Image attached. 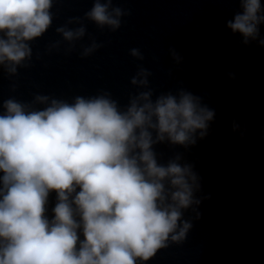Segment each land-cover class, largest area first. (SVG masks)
I'll return each instance as SVG.
<instances>
[{"label":"clouds","instance_id":"clouds-1","mask_svg":"<svg viewBox=\"0 0 264 264\" xmlns=\"http://www.w3.org/2000/svg\"><path fill=\"white\" fill-rule=\"evenodd\" d=\"M56 2L0 0V68L9 77L31 67V42L52 27ZM239 4L242 11L227 27L245 45L264 46L261 0ZM129 15L114 0H92L83 17L56 27L61 40L47 51L66 44L70 54L87 36L79 54L89 57L104 44L88 33L86 21L116 32ZM129 54L145 59L139 48ZM169 54L177 63L182 59L175 49ZM152 75L137 65L130 79L137 91L123 107L106 90L71 102L35 94L31 101L0 103V264H147L160 250L183 244L193 226L184 212L191 209L199 219L198 206L210 196H196L201 177L194 165L181 162L182 153L160 163L154 146H194L216 113L184 88L153 99Z\"/></svg>","mask_w":264,"mask_h":264}]
</instances>
